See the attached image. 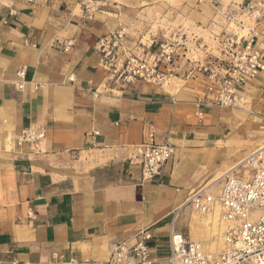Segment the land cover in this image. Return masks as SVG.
<instances>
[{
  "label": "crops",
  "instance_id": "0c3cea01",
  "mask_svg": "<svg viewBox=\"0 0 264 264\" xmlns=\"http://www.w3.org/2000/svg\"><path fill=\"white\" fill-rule=\"evenodd\" d=\"M170 1L149 9L158 12L156 24L178 25L183 46L173 70L182 82L111 86L95 44L124 29L119 9L0 0V264H47L54 252L104 264L112 244L132 246L142 231L151 235V264H169L171 230L208 249L214 213H195L188 195L263 142L264 73L239 89L243 108L199 103L202 88L187 75V60L212 58L224 13L249 0ZM254 1L264 19V0ZM34 123L46 128L39 154L16 144ZM148 123L174 152L158 175L143 179L129 158Z\"/></svg>",
  "mask_w": 264,
  "mask_h": 264
},
{
  "label": "built area",
  "instance_id": "2783aa9c",
  "mask_svg": "<svg viewBox=\"0 0 264 264\" xmlns=\"http://www.w3.org/2000/svg\"><path fill=\"white\" fill-rule=\"evenodd\" d=\"M239 10L242 19L225 15L228 28L233 25L239 31L219 35L216 38L219 55L205 62H194L187 74L197 79L202 88L201 104L222 108L238 106L244 102L239 96L243 83L264 73V33L257 31L264 30L262 2L249 0ZM243 30L246 33L239 34ZM181 39L180 35L172 36L170 40L159 42L152 51L153 41L129 44L120 29L100 36L95 48L109 85L144 81L162 86L170 82ZM23 74V69L17 71L19 77ZM45 138V126L34 123L21 131L16 144L26 145L31 153L39 154ZM173 152L174 146L167 139L158 140L154 124L148 123L141 142L132 148L129 162L138 165L142 178L148 179L160 173ZM187 204L200 216L213 212L216 207L219 209L223 222L221 248L209 251L201 242L191 241L171 230L169 264H264V143L232 165L218 182H206L191 191ZM150 238L149 233L142 231L140 239L132 246L124 242L112 244L104 264H151L146 243ZM47 264H76V261L66 260L62 254L54 252Z\"/></svg>",
  "mask_w": 264,
  "mask_h": 264
},
{
  "label": "rangeland",
  "instance_id": "374dc122",
  "mask_svg": "<svg viewBox=\"0 0 264 264\" xmlns=\"http://www.w3.org/2000/svg\"><path fill=\"white\" fill-rule=\"evenodd\" d=\"M77 2H79L85 9L87 8V11H89L91 13L97 11V9H99L101 7H110L111 9L116 8L117 10L119 9L120 12L122 13L123 18H124V23H123L124 29H122V28H120V29L124 32L126 39H127L129 44H133V43H137V42L149 44L151 42V40H154L155 45H152L151 50L155 51L158 47L159 42L164 41V40H170L172 36L176 37V36L180 35L178 32V29H177L178 25H176L175 23H171V24L168 23L169 26L167 27V23L165 25H162V24L158 25V24H156L155 21L151 20L152 15L158 14V12H154V10L149 9L150 7L153 6V4L156 2V0H77ZM169 2H171V1L169 0ZM243 5H244V3H241L239 6L242 7ZM132 10H134V11L137 10L136 11L137 15L133 16L135 22H133L132 16H130L132 13ZM128 14H130V15H128ZM226 14H228V13L225 12L223 15V20H224V24H225L224 31H221L220 33H218L216 35V38L219 35L223 34L224 32L239 31V30H236L237 28H235L233 25H231L230 28H228V25H227L228 22H227V19L225 17ZM232 15H235V17H237V19L243 18V16H240V11L239 12H233ZM159 30H162V31L166 30V32L164 35H159V33H157ZM136 31H138L139 34L142 35L141 40L136 41L135 39L132 38ZM245 33H246V30L239 32V34H245ZM216 38L214 39L215 45H214V52H213L215 55L209 59H214L215 57H217L219 55V51H218L219 49H218V44H217ZM182 40H183V38L181 39V42H182ZM179 52L180 51H178V54L175 56V62L171 68H175V66L178 67V65L176 63L178 62V58L180 57ZM193 58H194V61L187 60L188 62H192V67L194 66V62L195 63L200 62V61H198V59L196 60L197 57L194 56ZM209 59H207V60H209ZM203 62H205V61H203ZM180 77L181 76L178 73V71L172 70V76H171L170 80H174L176 82L181 83L182 81L179 80ZM246 105H248V103H246L244 101L243 103H240L238 106H235L234 108H243ZM229 108H232V107H229ZM260 125L264 126V120L261 121ZM263 143H264V140L261 144H263ZM183 214H184V212H183ZM208 240H209V247L208 248H209V250L212 251L213 249H210V248L211 247L215 248V244L212 243V242H214V240L209 235H208ZM211 244H213V245H211ZM216 250H218V249H216Z\"/></svg>",
  "mask_w": 264,
  "mask_h": 264
},
{
  "label": "bare ground",
  "instance_id": "6f19581e",
  "mask_svg": "<svg viewBox=\"0 0 264 264\" xmlns=\"http://www.w3.org/2000/svg\"><path fill=\"white\" fill-rule=\"evenodd\" d=\"M222 175L219 176L218 178H216L215 180L211 181V182H214V183L218 182L219 179L222 177ZM213 191H216L214 184H213ZM213 213H214V221H213L214 222V225H213L214 229L211 233H212L213 240H214V242H212V243L215 244V248L211 247L210 249H213L212 251H217L216 249L219 250L221 248V233L223 230V222L220 220L219 209L217 207L215 208ZM211 245H213V244H211ZM207 250H209V248ZM209 251H211V250H209Z\"/></svg>",
  "mask_w": 264,
  "mask_h": 264
}]
</instances>
